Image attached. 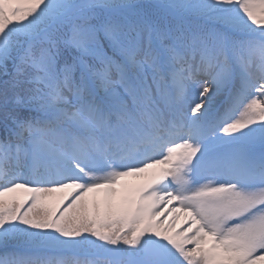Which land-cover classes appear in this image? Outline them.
<instances>
[{
	"label": "snow or ice",
	"instance_id": "1",
	"mask_svg": "<svg viewBox=\"0 0 264 264\" xmlns=\"http://www.w3.org/2000/svg\"><path fill=\"white\" fill-rule=\"evenodd\" d=\"M0 264H264V0H0Z\"/></svg>",
	"mask_w": 264,
	"mask_h": 264
}]
</instances>
